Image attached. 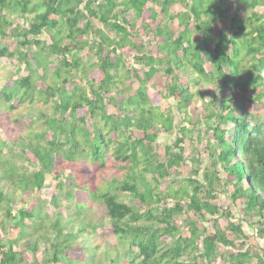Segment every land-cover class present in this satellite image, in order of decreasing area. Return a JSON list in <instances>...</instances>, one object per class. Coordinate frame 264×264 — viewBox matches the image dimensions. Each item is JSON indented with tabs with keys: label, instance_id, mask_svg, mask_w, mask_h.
Segmentation results:
<instances>
[{
	"label": "trees",
	"instance_id": "obj_1",
	"mask_svg": "<svg viewBox=\"0 0 264 264\" xmlns=\"http://www.w3.org/2000/svg\"><path fill=\"white\" fill-rule=\"evenodd\" d=\"M1 61L0 264H264V0H0ZM103 216L126 259L81 245Z\"/></svg>",
	"mask_w": 264,
	"mask_h": 264
},
{
	"label": "rangeland",
	"instance_id": "obj_2",
	"mask_svg": "<svg viewBox=\"0 0 264 264\" xmlns=\"http://www.w3.org/2000/svg\"><path fill=\"white\" fill-rule=\"evenodd\" d=\"M180 7L178 5L174 6L172 8L173 11H176L178 10ZM263 10H260V12H262ZM111 34V33H110ZM80 58L82 59L83 63L86 64L87 67L91 68V69H94L97 65V60L95 59V57L93 56H87L86 52H82L80 55ZM3 61H1V65H2V73H1V80H0V88L2 87L3 85V81H5L8 77H10L8 75V72H15V73H19L23 76L25 75H28V71L25 69L24 65H18L17 63H6V65L4 66L3 65ZM22 113V115L20 116V119H22L23 121L24 120H30V119H33V118H37L39 113L36 112V110H27V109H21L20 110ZM111 113H114L115 110L113 108H111L110 110ZM12 117H16V115H13ZM21 120V121H22ZM162 144H165V143H168L169 141V138L168 136H163L162 138ZM185 153L187 156L189 157H195V156H201L204 158L205 154H206V151H205V148L203 147V143H197L196 141L194 143H191L190 141H188V143L185 144ZM162 148V147H161ZM105 162H106V166L107 168L100 174V176L98 177V186L100 188H103L104 186L107 185V183H109L111 180H113V178L117 177L118 175H120V172L116 171V169L114 168V165H115V162H114V159L112 158L111 156V151L109 153L106 154V157H105ZM187 172H185L184 174L186 175ZM49 183L51 181V178H49ZM63 179L60 178L58 181H61ZM48 180V178H47ZM57 181V182H58ZM65 193V191L62 192V194ZM42 199L43 201H48L49 200V196L47 195V191L44 190L43 194H42ZM219 206H228L229 205V200L227 199H224L222 196H221V199L217 202ZM236 205H240V202H237ZM241 207V206H240ZM79 209H83L81 210L80 212L77 211V208H75L74 206L70 208V210L68 211H61V220L63 222H68L69 221V225H73L75 226L74 228V231H77V229H79L81 227L80 223L81 222H88L89 217H91L92 215V212H95L97 211V213H99V215H101V210L100 208L97 207V205L93 206V208L91 210L87 209V206L84 207V208H81L80 205L78 206ZM233 208V207H232ZM238 209L239 208H236V210L233 208V211H236L238 213ZM46 211H49L51 210V208L49 209H45ZM98 215V216H99ZM238 215V214H236ZM55 218V217H54ZM236 218H239L238 216H236ZM101 221H103V225L101 227V230L96 233V234H92L90 235V238L89 236H86L88 237V239H85L83 244L81 245H85L87 247H89L91 250L94 249V248H91V244L95 243L97 245H99L98 247V254H99V257L104 253L105 250H108V251H111L113 252V255H112V258L115 257L116 253L117 252L122 259H126V254L128 253V250L130 249L128 245L126 244H122V241L119 240V238H117L116 236L112 235V233L110 232V224H109V220L107 218H103L101 219ZM220 223L222 226H224L226 224V222L223 220V218L220 219ZM69 225H66V224H62L61 227L62 229H64L65 231H68L70 229H72V226H69ZM206 226H210V224H206ZM33 226L31 225V228ZM252 231V230H251ZM13 238L16 236V233H13ZM91 241V243H90ZM74 244V242H73ZM253 245H254V242H253ZM260 245L264 246V241L260 242ZM44 248V245L43 244H40V249ZM254 250L257 251V248L255 247ZM69 253L70 252H67L66 254H63V260H66L65 263H68L70 262V256H69ZM82 255H83V259L84 260H90V257H91V253H90V250L88 249H85L83 252H82ZM36 256L39 258V264H41V251L38 252V254H36ZM28 257H32V255H30L28 253ZM33 258V257H32Z\"/></svg>",
	"mask_w": 264,
	"mask_h": 264
},
{
	"label": "clouds",
	"instance_id": "obj_3",
	"mask_svg": "<svg viewBox=\"0 0 264 264\" xmlns=\"http://www.w3.org/2000/svg\"><path fill=\"white\" fill-rule=\"evenodd\" d=\"M194 79H200L199 77V74H195L194 73V76H193ZM198 87H200L201 90H206V89H212L211 88V85L207 84V83H204L202 80H201V83L198 85ZM205 99H208V98H204V99H201V97L197 94V96L195 97V100L197 102L199 101H203Z\"/></svg>",
	"mask_w": 264,
	"mask_h": 264
},
{
	"label": "bare ground",
	"instance_id": "obj_4",
	"mask_svg": "<svg viewBox=\"0 0 264 264\" xmlns=\"http://www.w3.org/2000/svg\"><path fill=\"white\" fill-rule=\"evenodd\" d=\"M51 196V195H50Z\"/></svg>",
	"mask_w": 264,
	"mask_h": 264
}]
</instances>
